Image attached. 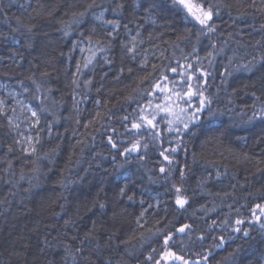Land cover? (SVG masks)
<instances>
[{"label": "trees", "instance_id": "16d2710c", "mask_svg": "<svg viewBox=\"0 0 264 264\" xmlns=\"http://www.w3.org/2000/svg\"><path fill=\"white\" fill-rule=\"evenodd\" d=\"M191 2L214 31L173 0H0V83L39 121L27 155L0 110V264H264V0Z\"/></svg>", "mask_w": 264, "mask_h": 264}, {"label": "rangeland", "instance_id": "374dc122", "mask_svg": "<svg viewBox=\"0 0 264 264\" xmlns=\"http://www.w3.org/2000/svg\"><path fill=\"white\" fill-rule=\"evenodd\" d=\"M97 16H101V19H96ZM95 21L104 27L110 29L112 32H116L118 25L106 23L109 21L106 17V13H100L95 16ZM130 44L132 45V53L137 54L141 58H149L150 52L148 50H142V41L139 39V35H135L130 38ZM76 51L80 55L83 54L85 46L82 44L76 45ZM153 55H151L152 57ZM164 91L160 90L158 94L160 98V104L163 108H167V111H161L163 114H166L170 121L175 124L181 122H191L192 117L188 116L185 112V108L182 106L180 98L171 95L165 88ZM26 89L23 86H10L8 84L0 83V110L7 116L8 123L10 124L12 131L15 136L18 138V145L22 152L27 155H31L34 152L32 148L36 147L37 144V127L38 123L36 122L37 117H32L31 111L34 110L25 98ZM14 110V111H13ZM158 202V201H157ZM172 253V252H171ZM179 261L175 260L173 257L166 256V259L163 264H172Z\"/></svg>", "mask_w": 264, "mask_h": 264}, {"label": "snow or ice", "instance_id": "6c2138e0", "mask_svg": "<svg viewBox=\"0 0 264 264\" xmlns=\"http://www.w3.org/2000/svg\"><path fill=\"white\" fill-rule=\"evenodd\" d=\"M173 3L176 4L177 6H180L182 7L183 9H185L187 11V13L189 15H191L201 26L207 28L209 31H214L215 29L212 27V25L210 24V21L212 20L213 18V6L209 5L207 8L204 7L203 4H199V3H192L191 0H173ZM94 3L93 4H90L88 7L91 8V7H94ZM3 9L2 7H0V12H2ZM86 12H87V9H85V12H81V13H74L73 16L76 17L74 19V23H79L80 22V19H82L85 15H86ZM96 19H101V16H97ZM17 23H20L19 20L17 21ZM106 23H109V24H113L115 26V22L114 21H107ZM21 27H26L24 25H21ZM65 27H70V25H65ZM19 29H17L18 31ZM27 32L31 33L32 32V28L31 27H27ZM68 32L65 31V35H67ZM109 35H111V33H109ZM129 51H132V49H129ZM245 68H248V65H244ZM172 71H175V69H172ZM165 79H167V77H165ZM39 85L37 86V90H39ZM155 87L157 89H160L161 91H164V89L161 87V85L159 84H156ZM176 95H180L179 93H176ZM185 95L187 96H191L192 93L191 91L185 93ZM258 99V98H257ZM201 104H203V100L201 101ZM157 107L159 108V105H157ZM161 111H167V108H163V109H160ZM199 110V109H198ZM14 111V110H13ZM29 111H31V115L32 117H37V112L32 110V109H29ZM260 117L264 118V108L261 109L260 113H259ZM37 123L39 122L38 119L36 121ZM147 123L149 125H152V127H155V125L153 124V120L152 119H148L147 120ZM133 128H140L141 125L140 124H133L132 125ZM184 127L187 128L188 127V124L185 123L184 124ZM177 131H179V129H177ZM139 148V145L138 144H134L132 146L131 149H126L125 151H137ZM32 151L35 152V148L33 147L32 148ZM172 152H175L177 151V149L173 148L171 150ZM160 155H162L164 157L165 160H167L169 162V164L172 163V160L169 158V156L165 155L163 152L160 153ZM166 171V169L164 167H161L160 168V172L161 173H164ZM183 172H181V178H183ZM176 193H177V196H176V204L180 207V208H183L185 206V204L187 203V199L183 198L180 193H181V188L177 187L176 189ZM120 194L121 195H124V189H121L120 190ZM129 200L132 199L131 196L128 197ZM101 208L104 207L103 204L99 205ZM257 207L259 208L260 206L257 205ZM262 212H264V209L261 210ZM259 219V217L257 218ZM237 223H242V221H237ZM188 226L185 225L184 227L180 228L179 231L183 232L185 230V228H187ZM261 227H264V224L261 225ZM239 230V229H238ZM245 235H247V233H245ZM91 237V233H86L85 234V240H88L89 238ZM168 241L165 240V244H167ZM81 252V249L80 248H77L75 249V252L73 251H70L68 248L65 249V257L64 259L67 260L69 257H71L73 260H75V255L76 253H79ZM175 254L174 253H167L166 256L168 257H173ZM176 259H182V257H175ZM149 259H152V257H149ZM157 264H159V262H157Z\"/></svg>", "mask_w": 264, "mask_h": 264}, {"label": "water", "instance_id": "95a60500", "mask_svg": "<svg viewBox=\"0 0 264 264\" xmlns=\"http://www.w3.org/2000/svg\"><path fill=\"white\" fill-rule=\"evenodd\" d=\"M173 258L175 259V255L173 256Z\"/></svg>", "mask_w": 264, "mask_h": 264}]
</instances>
